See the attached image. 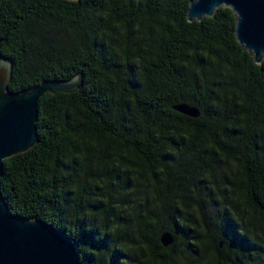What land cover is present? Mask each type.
I'll use <instances>...</instances> for the list:
<instances>
[{
    "label": "trees",
    "instance_id": "16d2710c",
    "mask_svg": "<svg viewBox=\"0 0 264 264\" xmlns=\"http://www.w3.org/2000/svg\"><path fill=\"white\" fill-rule=\"evenodd\" d=\"M190 2L0 0L11 91L83 79L41 96L38 142L4 160L3 197L84 264H264V58L231 7L190 21Z\"/></svg>",
    "mask_w": 264,
    "mask_h": 264
},
{
    "label": "water",
    "instance_id": "95a60500",
    "mask_svg": "<svg viewBox=\"0 0 264 264\" xmlns=\"http://www.w3.org/2000/svg\"><path fill=\"white\" fill-rule=\"evenodd\" d=\"M220 6H229L236 15V37L240 44L261 62L264 58V0H191L190 21L212 16ZM12 63L0 53V180L4 160L26 152L38 142V104L46 92H72L83 82L82 73L67 80L45 79L39 85L20 92L11 91L8 82ZM174 109L199 117L200 109L187 102ZM161 242H174L170 231L161 234ZM0 264H84L76 244L54 225L38 217L14 213L6 203L0 183Z\"/></svg>",
    "mask_w": 264,
    "mask_h": 264
}]
</instances>
